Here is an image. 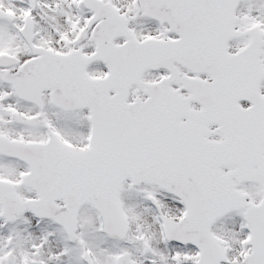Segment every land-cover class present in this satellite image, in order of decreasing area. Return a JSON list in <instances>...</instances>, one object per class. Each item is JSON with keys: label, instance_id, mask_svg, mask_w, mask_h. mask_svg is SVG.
I'll return each mask as SVG.
<instances>
[{"label": "snow or ice", "instance_id": "obj_1", "mask_svg": "<svg viewBox=\"0 0 264 264\" xmlns=\"http://www.w3.org/2000/svg\"><path fill=\"white\" fill-rule=\"evenodd\" d=\"M0 264H264V0H0Z\"/></svg>", "mask_w": 264, "mask_h": 264}]
</instances>
